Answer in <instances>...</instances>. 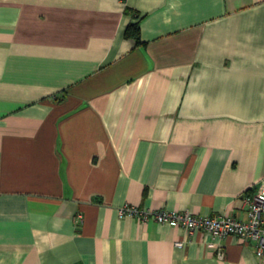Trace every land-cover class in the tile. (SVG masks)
Masks as SVG:
<instances>
[{
	"label": "crops",
	"instance_id": "1",
	"mask_svg": "<svg viewBox=\"0 0 264 264\" xmlns=\"http://www.w3.org/2000/svg\"><path fill=\"white\" fill-rule=\"evenodd\" d=\"M261 182L264 0H0V264H264L117 215L245 218Z\"/></svg>",
	"mask_w": 264,
	"mask_h": 264
},
{
	"label": "built area",
	"instance_id": "2",
	"mask_svg": "<svg viewBox=\"0 0 264 264\" xmlns=\"http://www.w3.org/2000/svg\"><path fill=\"white\" fill-rule=\"evenodd\" d=\"M245 203V218H238L224 213L194 214L188 210L142 207L125 202L117 207L118 217H135L142 222L154 220L170 226H179L188 232L203 231L212 236L223 237L234 235L253 243L257 257H264V182H261L251 194L243 198ZM174 244L182 247L183 240ZM218 258L223 257L219 248Z\"/></svg>",
	"mask_w": 264,
	"mask_h": 264
},
{
	"label": "trees",
	"instance_id": "3",
	"mask_svg": "<svg viewBox=\"0 0 264 264\" xmlns=\"http://www.w3.org/2000/svg\"><path fill=\"white\" fill-rule=\"evenodd\" d=\"M124 37H130L132 39H134V41L136 43H140V37H139V25L137 21L128 23L125 28H124V32H123Z\"/></svg>",
	"mask_w": 264,
	"mask_h": 264
}]
</instances>
